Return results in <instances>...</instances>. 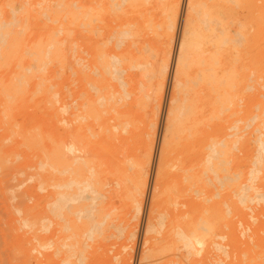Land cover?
<instances>
[{
	"label": "bare ground",
	"instance_id": "6f19581e",
	"mask_svg": "<svg viewBox=\"0 0 264 264\" xmlns=\"http://www.w3.org/2000/svg\"><path fill=\"white\" fill-rule=\"evenodd\" d=\"M159 1L167 17L158 25L150 14V4L159 5ZM31 4V7L25 4L12 7L14 15L8 23L0 20V206L1 215L6 216L3 221L6 226H0L7 227L1 230L0 241L3 238L4 242H0V251L5 243V253L21 264H49L53 255L59 256L62 250L68 249L76 252L77 260L65 258L66 264H86L87 250L93 249L91 254L97 255L101 228L118 213L104 206L107 193L117 188L132 190L129 199L135 209L134 219L139 218L149 192L163 96L171 83L164 111L162 149L158 152L161 159L158 170L155 169L156 182L151 188V207L144 228L142 264H148L162 244L159 236L167 217L159 212L174 146L181 140L188 142L193 136L205 135L203 126L210 120H220L225 111L232 110L236 116L243 112L241 105L247 103L246 90L236 78L241 73V57L249 51L257 52L260 59L250 69L258 72V78H264V51L255 47L250 31L263 21L259 22L256 16L247 20L249 13L258 8L257 0H34ZM109 5L115 11L129 5L135 15L108 39L102 35L105 20L102 11H107ZM150 32L154 35L152 41L147 40ZM113 41L115 46L110 47ZM244 42L246 45L241 50ZM123 46L126 48L121 52L116 51L115 48ZM132 46H138V54ZM130 69L143 72L150 82L155 80L154 87L150 85L152 95L147 97L156 105V111L151 113V124L139 135L132 128L136 123L121 108V103L132 95L126 91L124 79ZM58 76L66 80L76 76L79 82L85 80L96 93V103H85L83 91L71 86L73 78L67 86L68 92L59 100L61 86L58 92L54 88L59 84L56 79L61 77ZM113 81L120 83L122 96ZM251 88L248 86V90ZM139 102L138 105L142 104ZM36 109L38 116H35ZM20 111L28 114V123L18 122L16 115ZM106 114L110 117L105 118ZM262 125V129L256 130L257 155L250 176L241 182L237 180L241 179L239 173L235 179L237 183L240 181L235 193L238 200L226 203L227 209L217 212L218 223L225 227L217 235L218 241L201 232L213 229L210 220L205 219L201 225L186 222L180 225L177 239L169 249L176 258L189 263L204 256L214 258L215 264H244L241 249L245 247L243 252L249 255V262L264 264V193L256 189L264 168ZM231 130V134L224 133L225 142L220 144L215 138L216 141L206 143L209 151L203 167L206 172L218 171L217 166L222 162L228 166L230 154L244 150L241 127L234 126ZM137 137L141 156L133 181L128 179L133 182L130 188L125 178L128 175H119L125 171L122 164L119 167L118 144ZM21 152L25 153L24 157L31 153L37 156L38 163L33 166L39 168L36 171H43L42 174L28 171L25 179L17 177L18 169L23 170L17 163ZM218 160L220 165L215 164ZM133 163L131 167L135 169ZM14 171L18 173L13 174ZM216 179L222 183V178ZM175 184L182 186L180 180ZM260 185L264 187L263 180ZM38 190L48 192V209L40 208ZM11 200H17L16 204L11 205ZM187 206L193 209L191 204ZM70 214L76 215L80 226ZM97 215L103 217L97 220ZM184 215L180 212L176 218ZM59 219L68 223L64 232L69 231L72 236L60 234L63 240L57 242L55 232L52 237L43 233L49 232L52 226H62ZM60 230L63 231V226ZM136 235L131 232L127 239L132 241ZM129 249L125 243L123 251ZM236 252L237 263L227 262ZM5 255L3 259L7 261ZM119 256L120 253L116 258Z\"/></svg>",
	"mask_w": 264,
	"mask_h": 264
},
{
	"label": "rangeland",
	"instance_id": "374dc122",
	"mask_svg": "<svg viewBox=\"0 0 264 264\" xmlns=\"http://www.w3.org/2000/svg\"><path fill=\"white\" fill-rule=\"evenodd\" d=\"M33 2H34V0H0V7H1L0 10H1V14L3 15L2 16L0 14V18L2 17L0 20H2L4 23L5 22L8 23L13 18V15H14V14H12V12H13L12 7L23 5V4H25V6L28 5V7H31V5H32L31 3H33ZM160 3L161 2L159 1V5L157 3H155V4H153V6H152V4H150L151 5L150 14L154 18V20H155L154 22H157L158 25L160 24L159 23L160 20L166 19V17H167L166 13H165V9ZM257 5H258V8L256 9L255 12L251 11V13H249L247 20L250 19V16H254V17L256 16V19L259 20V22L263 21L262 24L260 26H256V28L251 27L250 31H251V35L253 36V44L255 45V47L259 48L260 51H264V0H257ZM2 7H3L4 11H3ZM161 8H163V9H161ZM123 12H124V14H123ZM102 13H103V16L105 18V20L102 23V26H103L102 35H104L108 39L111 37V35H113L115 33L116 30L119 29V27H121L123 25V23L125 24L132 16L135 15L134 10L131 9L129 7V5H125L122 8V10H120V11H115L113 9V7L111 5H109L107 11L104 10V11H102ZM157 28H158V26H157ZM158 31L161 32V30L159 28H158ZM177 35H178V39H179L180 32L177 33ZM153 37H154L153 33L150 32L149 35L147 36V40L152 41L154 39ZM110 44H111L110 47L115 46L114 41ZM245 45H246V42H244L243 45L241 46V50L245 47ZM137 47L134 48V46H132V48H131L133 51H135V54L139 53L138 49H136ZM124 48H126V46H123L121 49H118V48H115V49H116V51L120 50L118 52H121ZM177 49H178V45L174 51L175 57H176ZM248 55H250V56H248ZM259 60L260 59H259L258 53L253 51V50L246 53L243 58L241 57V73L239 74V77L236 79H237V82H240L241 88H243V89L245 88V90H246L245 94L247 95V99H246L247 103L241 105V108H242L241 112L242 111L243 112L240 115L236 116L235 114H233L232 110H230L228 112L225 111L220 115V120L219 119H215L213 121L210 120V122L207 123V125L203 126V130L205 131V135L193 136L192 138H189L188 142L181 140L180 144H176L174 146V148L170 154V157H171L170 163L172 166L168 172L169 176L167 175L168 179L166 180L167 183L164 186L165 191H164L162 198H161L162 206H161L160 212H159L160 214H163L167 217V219L165 220V227L163 228L162 233L159 236V239H160L159 241H161L160 243H162V244H161V248L159 250L160 252L158 251V253L155 254L153 259L148 264H192V263L193 264H215L214 258L204 257V256L194 258L191 261L192 263L191 262L188 263L186 261H183L182 258H180V257L176 258L175 256H173V254H172L173 251L171 253V251L169 249H171V245L173 244L174 239H177L176 238V232H177V230L180 231V229H181V228H179L180 225H183L189 221L190 222L193 221V222H196L197 225L198 224L201 225V224H203V222H205V219L210 220L211 226L213 229L210 232H205V231H201V232L205 233L206 235L212 236V238H214V240L218 241L217 235H219L225 227H222V225H220L218 223V220L216 218L217 212L220 209L226 210L227 209L226 205H225L226 203H230L232 201L238 200L237 197H235L236 196V194H235L236 193V186L238 185V183H240V181H238V183H237V181H235V179L238 178L237 177L238 174L241 173V179L240 178L237 179V180H241V182L247 180L250 176L249 175V173L251 171L250 169L253 168L255 156L257 155V146H256V142L254 141L256 139L255 137L257 135L256 130L262 129L263 128L262 124L264 123V116H263V114H264V88H263L264 87V78H261V79L258 78V72H256V71L254 72V70L250 69L251 64L254 63L255 61H259ZM242 67H243V69H242ZM246 67H249V70H246V69H248ZM58 77H61V76H58ZM72 78L74 79V80H72L73 82L71 81ZM124 79H125L126 84H127V86H126L127 90L126 91L132 95H130L131 99L129 97V99H126V101L121 103V106L122 105L124 106V107L122 106L121 108L123 111L128 112V116H129L131 122L133 121L134 124L136 123L135 127H132V128L139 135L140 133L144 132V130L147 128V125L151 124L150 123V119L152 116L151 113H153V112L155 113V111H156V105L150 101V99H151L150 97H149L150 99H148V97H147L150 94L152 95L151 92L153 91V89L151 90L150 85L151 86H152V84L154 85L155 80L154 81L151 80V82H150L148 78H146L147 80L145 79L143 72L138 71V70H133V69H130L127 72V74L125 73ZM77 80L78 79L76 76H73L67 80L65 79L64 76H63V78L61 77L59 79H56V82H59V84H57L58 86L54 87V88H56L55 92H58L59 86H61L60 91H62L59 94V97H58L59 100H61L63 98V96L65 95V93L68 92L67 86L70 84V82H72L71 86L76 91H83V94L85 96V98H84L85 103L87 101H92L93 103L95 102V100L97 101L96 93H95V91H93L90 88L89 84L87 82H85V80H82L80 82ZM148 81L150 82V84ZM170 81H171V79H170ZM170 81H169V83H170ZM73 83L75 85H72ZM169 83H167V86L169 85ZM113 84L118 86L119 91H120V95L122 96L124 94V92H123V88L120 87V83L118 81H113ZM170 85H171V83H170ZM170 85H169V89L167 91L168 93L167 94L165 93L163 96V101H162V106H161V112H163V114L161 113V117L159 118V121H158L159 127L157 130L158 134L156 135V138H155L153 167L150 168V175H149V184L150 185H149V192L147 193V198L145 199V203H144V212H143V214H141L139 216V218L134 219L135 209H133L134 207L131 204V201L129 199L131 197L130 194H131L132 190L130 191V190L122 189V188H120V189L117 188L116 191L107 193L108 198L105 199V201H104L105 205L104 206L105 207H111V209H113L114 212L117 211L118 213H114V217L112 218V220H108L107 221L108 223H106V225L104 224V226L101 228L103 230L100 231V235H99L98 240H97V247H98L97 248V252H98L97 255L91 254V252H93V249L89 248L87 250L88 257L86 260V264H118L119 262H121L122 264H142L143 263L142 259L144 258V250H145V247L143 246L144 228H145L146 222L148 221V214H149L150 207H151V202H150V200H152V197L150 198L151 188L153 187V185H155V182H156V175H155L156 171H155V169L158 170V165L160 164L159 161L161 159L160 154L158 156V152H159L160 148L162 149L161 140L163 137V128L165 127L164 126V123H165V112L164 111H166V106H167L168 97H169L168 94L170 92ZM142 86H143V88H142ZM248 86L250 88L252 87L251 88L252 90H250V89L248 90ZM152 87H154V86H152ZM112 90H113V88L111 89V91ZM113 91H115V90H113ZM85 93L87 96L85 95ZM146 97H147V99H146ZM145 100H146V102H145ZM141 101H142L143 105L142 104H140V105L144 106L146 111H144L142 106L138 105V102L141 103ZM148 105H149V107H148ZM37 111L38 110L36 109V111H35L36 114L34 113L35 116H38ZM147 114H149V115H147ZM231 114L234 116H232ZM16 116H17L16 118H17L18 122H24V123L27 122L28 123L29 122L28 120H30L28 114L25 112L20 111ZM104 117L109 118L110 115L106 114ZM239 117H241L240 122L238 121ZM42 121H44V120H42ZM89 122H93V119H89ZM95 122L96 121H94V123ZM95 124L98 125V122H96ZM208 126L211 128H209ZM234 126L241 127V136H242L241 145L242 146L244 145V150L241 152L236 151V150L233 151L229 156V160H227L228 166L226 163L223 164V162L220 165L221 162H219V161H221L223 159L216 161L215 164L220 165V166H217V168H218L217 170L220 172L215 171V169L212 172L211 171L206 172L204 170L205 168H203V167H206L205 166L206 165V158H207V155L209 153V151L206 147V143L207 144L212 143L210 141L215 140V138H216V140L218 139L217 141L216 140L215 141L219 142L220 144L222 143V141L225 142L224 140L226 138H224V133H228V134L233 133V132H231L232 131L231 128ZM138 140H139L138 137L136 139L129 138L128 140H126L125 143H119L118 144L119 156H120L119 167L122 164L121 168L123 169V171H125V172L121 171V173L119 172V175L124 174L125 176L126 175L129 176V178H127L128 176H126L125 178L127 179V182H129L126 184L130 188H132V186H133L132 181L135 177V173H136L137 168H138L136 165H138V162H139L140 156H141V150H140V145H139ZM219 143H217V144H219ZM220 148H221V146H220ZM24 154H25L24 152H21V154H20L21 157L19 158L20 161L17 162L18 164H21L19 168L23 169V170L18 169L20 176L18 175L17 177L22 180V179H25L27 177L28 173L40 172V174H42L43 171L42 172L40 170L36 171L39 168L36 169L33 166L34 164L38 163L37 156L31 153V154L26 155L24 157ZM130 159H131V161H130ZM128 160L130 161V163L128 162ZM133 162H135V165H133V167L135 169H133L131 167L132 164H134ZM129 164H130V166H129ZM176 165H177V167H176ZM37 166L39 167V164ZM156 166H157V168H156ZM173 167H175V168H173ZM31 168H32V170H31ZM225 169L226 170L228 169V170L226 171ZM214 171L217 173H215ZM261 171H262L261 172L262 175L260 174V176H259V181H258L259 183L257 182L256 189H258L260 192L264 193V187H262L260 185V182L262 180L264 181V168H262ZM22 172H24L25 174L23 173L24 175H22ZM204 172L208 173V174L206 175ZM15 173H16V171H14L13 174H15ZM218 173H219V175H218ZM0 176L2 177L1 173H0ZM43 176H44V174H43ZM216 178H220V179L222 178L223 179L222 183H220V180L216 179ZM128 179H130L132 181L130 182V180H128ZM178 180H180V182L182 184V186H180L181 188L178 185L176 186V184H175V182H177ZM107 189L109 190L110 188H107ZM169 189H170V191H169ZM202 189L204 190V192H203L204 194H202V191H203ZM38 193H39V204H40L39 206H40V208H43L47 205V202H48V200H47L48 192H40L38 190ZM127 195H128V198L126 197ZM205 197L208 198L207 199L208 202L205 201ZM109 199H111L113 201L111 202V200H109ZM33 201L31 203L30 202L29 203L32 204V203H34ZM16 202H17V200H15V202L12 201L11 202L12 204L11 203L10 204L13 205V204H16ZM188 204H191L192 205L191 207L193 209L190 210L189 207L187 206ZM194 206H195V208H194ZM1 207H2V205L0 206V211H1L0 212V216H1L0 217V225H5L6 223L4 224V222H5L4 219L6 216H5V214H4V216L1 215V213H3L2 212L3 208H1ZM46 209H48L47 206H46ZM98 212H100V211H98ZM180 212H184L185 215L183 217H180L179 219H177L176 216L179 215ZM96 214L99 215V213H96ZM70 215L72 216V217L70 216V218H72V219L75 218V220L77 219L76 215H73V214H70ZM98 215H97V220H98V218L103 217V215H102V217L98 216ZM100 215H101V213H100ZM73 216H74V218H73ZM188 216H190V217L187 218ZM18 217H19V215H18ZM237 220L238 219H235V221H237ZM111 221H114V223ZM58 222L60 224H62L63 231L60 230V229H62V226L58 225V227L52 226L50 231L47 232L46 234L43 233L44 236H51L52 237V235L55 232L54 241H57V242H58V240L59 241L63 240V239L59 238L60 234H61V236L64 235L66 237L72 236V234L71 235L69 234V231H67L68 234H67V232H64L65 231L64 226L66 224L68 225V223L67 222L65 223V221H61L60 219L58 220ZM68 222L70 223V220H68ZM76 222H78V221L76 220ZM77 224H79V222ZM80 225H81V223L79 224V226ZM4 227L0 226V235H2L1 234L2 228H3V230H5L7 228V227H5V228ZM55 229H57V231ZM124 229H125V231H124ZM58 231H60L61 233ZM102 231H104V232H102ZM121 231H123V234L120 233ZM131 232H136V234H137L136 238L132 241L127 239V236L130 235ZM263 236H264V233H263ZM1 237L2 236H0V238ZM104 237H106V238H104ZM72 239H74V238H72ZM1 241H3V238ZM68 241H70V240H68ZM74 241L75 240H73V242ZM125 243L130 246L129 251H127V252L123 251V247H124ZM59 244H61V243H59ZM1 249H2V252L0 251V255H1L0 256V264H21V262H18L15 257H14L15 260H14V258L12 259L11 254H9L8 252L5 253V243L3 244ZM245 249H246L245 247H243L241 249V259L243 260L244 264L245 263L246 264H251V263L257 264V263L249 262V255L246 256L247 254H245L243 252V251H245ZM161 250H163L164 252ZM49 252L52 254V253H54V250L49 251ZM228 252L231 253L232 249L229 248ZM62 253H60L61 255L59 254V256H55L56 254L53 255V258L49 262V264H66L63 260L65 258L69 259L71 261L77 260V256L75 255L76 254L75 251H69L68 249H64V250H62ZM65 253H66V255H65ZM119 253H120V256L117 259L116 255H118ZM159 253H160V255H158ZM170 253H171V255H170ZM216 254H217V252L214 254V256H216ZM3 255H5L4 258L8 259L7 261H5L6 259H3ZM16 257L19 258L18 256H16ZM222 257L225 258L224 256H222ZM19 260H20V258H19ZM232 260L234 263H237V261H238V253L237 252L234 254V257L231 258V256H229V258L226 259L227 262H232ZM245 260H247V261H245Z\"/></svg>",
	"mask_w": 264,
	"mask_h": 264
}]
</instances>
